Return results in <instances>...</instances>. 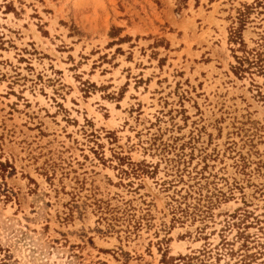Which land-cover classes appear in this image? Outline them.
<instances>
[{
    "label": "rangeland",
    "instance_id": "rangeland-1",
    "mask_svg": "<svg viewBox=\"0 0 264 264\" xmlns=\"http://www.w3.org/2000/svg\"><path fill=\"white\" fill-rule=\"evenodd\" d=\"M0 264H264V0H0Z\"/></svg>",
    "mask_w": 264,
    "mask_h": 264
},
{
    "label": "crops",
    "instance_id": "crops-1",
    "mask_svg": "<svg viewBox=\"0 0 264 264\" xmlns=\"http://www.w3.org/2000/svg\"><path fill=\"white\" fill-rule=\"evenodd\" d=\"M126 63V62H125ZM124 68H127V67H124ZM115 70V69H114ZM122 71H120L119 72V76H120V73H121ZM130 74V73H129ZM128 73H126L125 74V76H127V75H129ZM107 75H111V74H107ZM133 76H135L136 77V79H138V80H142L143 79V74H141V73H136V74H134ZM116 80H118V78L116 77ZM124 80H125V78H124ZM123 84H125V83H123ZM142 86L143 87H146V84L144 83V84H142ZM134 89H137V88H133V91L135 92L136 90H134Z\"/></svg>",
    "mask_w": 264,
    "mask_h": 264
}]
</instances>
